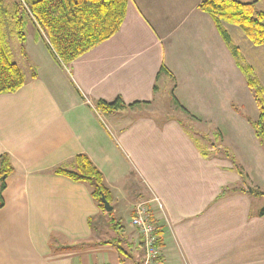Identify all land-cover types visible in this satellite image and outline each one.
Returning <instances> with one entry per match:
<instances>
[{"label": "crops", "instance_id": "obj_1", "mask_svg": "<svg viewBox=\"0 0 264 264\" xmlns=\"http://www.w3.org/2000/svg\"><path fill=\"white\" fill-rule=\"evenodd\" d=\"M199 2L129 0L119 33L68 67L38 40L25 48L32 63L26 84L0 95V156L9 154L13 166L0 191V264H119L116 248L104 243L116 237L141 257L133 225L119 218L123 231L112 228L117 236L101 240L95 224L103 212L91 187L53 172L73 168L79 154L102 172L111 201L123 199L118 210L125 218L139 203L160 198L163 206L152 205V214L162 233V264H264V216L251 210L248 191L222 193L239 180L228 162L203 157L179 121L136 112L151 109L160 81L170 78L162 66L176 78L180 101L196 83L220 81L232 61ZM118 97L146 104L111 113L95 105Z\"/></svg>", "mask_w": 264, "mask_h": 264}, {"label": "trees", "instance_id": "obj_2", "mask_svg": "<svg viewBox=\"0 0 264 264\" xmlns=\"http://www.w3.org/2000/svg\"><path fill=\"white\" fill-rule=\"evenodd\" d=\"M257 0L252 3H241L235 0H200L198 9L208 14L213 20L223 40L230 46L231 38L224 23L239 28L246 38L256 47L264 46V9ZM1 2V0H0ZM129 0H21L28 8L35 25L45 35L48 49L55 60L64 66L71 65L81 56L92 51L99 45L113 38L119 31L127 15ZM19 3L13 9L15 19L14 29L20 41L22 52L26 53L25 45L27 36L25 25L20 17ZM3 32L0 25V95L15 93L26 84V77L17 63L11 60L6 47ZM160 73L172 76L169 70L162 66ZM160 73L158 77L160 76ZM32 79L37 78L33 71ZM173 77V76H172ZM248 85L255 92V99L259 109V117L255 120L247 117L248 123L253 127L256 138L264 149V89H258L256 84L249 80ZM156 91V86L154 87ZM145 102H136L131 105L125 104L121 97L113 102L105 100L95 101L96 107L106 113L115 112L127 107H134ZM186 112V110L183 108ZM184 127L185 124L180 122ZM218 137L220 133L218 132ZM226 156L235 165L234 168L245 179L244 171L240 169L235 157L225 152ZM204 156L206 154L203 153ZM73 168L59 166L54 169L57 175L65 176L72 181L86 183L91 187V194L101 211H105L102 196L112 203L110 190L105 184L102 172L92 160L85 154H79L73 159ZM13 172V166L9 154L0 156V181L1 193L5 189V181ZM239 188V189H238ZM236 190L246 192V188L238 187ZM0 193V208L4 201ZM253 194L264 197V191H253ZM111 216L110 223L117 231H123L120 222L114 216L113 211L108 212ZM259 216H264V208L260 209ZM159 240L157 246L162 248L163 239L159 227H157ZM141 239V237H140ZM116 248L119 253V264H142L144 262V250L141 257L132 256L133 244H125L123 238L116 237L104 242ZM143 248V243L138 245ZM157 262L162 264L163 257H157Z\"/></svg>", "mask_w": 264, "mask_h": 264}, {"label": "rangeland", "instance_id": "obj_3", "mask_svg": "<svg viewBox=\"0 0 264 264\" xmlns=\"http://www.w3.org/2000/svg\"><path fill=\"white\" fill-rule=\"evenodd\" d=\"M17 3L21 9L20 17L25 25L27 36L25 48L28 47V50H31L38 40L37 47H40L45 54L51 55L52 53L48 49L45 35L41 33L29 15L27 6L22 4L21 0H1L0 25L6 50L11 60L18 64L22 72L29 74L28 70L32 63L28 59L27 52H22L14 29L15 19L12 13ZM260 7L264 9V1L260 3ZM226 26L224 23L223 27L231 38L230 46L223 41L231 54L232 61L228 66H223L220 81L216 84L208 80L202 81L204 83H196L187 94L190 95L181 96V100L178 101L176 97L178 93L176 90L178 88L177 81L169 71L173 77L170 76L169 79L163 77L160 81L161 90L155 99L154 106L151 109L136 108V112L152 113L161 121L175 119L184 123L185 129L201 154H206L203 157L213 159L217 156L228 162L232 170L230 172L239 176L236 187L247 189L251 195L249 197V200L251 199L250 208L256 212L258 209L264 208V197L253 194L255 190L257 192L264 191V149L256 138L253 127L247 121V117L253 120L259 117L255 92L249 87L248 81H253L258 89H264V46H254L239 28L232 25ZM33 70L35 71V69ZM185 106L192 109L193 112L187 110ZM218 132L220 133L219 137ZM225 152L235 157L238 166L245 173V179L234 168L235 165L225 155ZM132 183L136 186L139 185L135 175ZM139 183L142 188H145L141 180ZM234 187L229 186L228 189H223L222 193L233 191L236 189ZM250 190L252 191L250 192ZM122 201V198L119 202L112 200V205L116 207L113 214L117 219H123L122 225L130 226L132 225L130 218H125L118 210ZM102 212L103 219L100 223L95 224V228L99 231L100 239L107 240L117 235L109 222L111 216L107 211ZM8 217H10V213H8ZM88 245H91V242L80 245L78 248ZM141 251L142 249L138 247L137 252Z\"/></svg>", "mask_w": 264, "mask_h": 264}, {"label": "built area", "instance_id": "obj_4", "mask_svg": "<svg viewBox=\"0 0 264 264\" xmlns=\"http://www.w3.org/2000/svg\"><path fill=\"white\" fill-rule=\"evenodd\" d=\"M154 204L158 205L159 208L163 206L159 197L152 196L133 209L131 223L138 230L144 249V262L142 264H159L157 257L161 255L160 248L157 246L159 240L157 225L152 214V205Z\"/></svg>", "mask_w": 264, "mask_h": 264}, {"label": "water", "instance_id": "obj_5", "mask_svg": "<svg viewBox=\"0 0 264 264\" xmlns=\"http://www.w3.org/2000/svg\"><path fill=\"white\" fill-rule=\"evenodd\" d=\"M252 190H250V192H251ZM102 203H103V205H104V207H105V210L107 211V212H111V211H113V207L111 206V204H110V202L106 199V197L103 195L102 196Z\"/></svg>", "mask_w": 264, "mask_h": 264}]
</instances>
